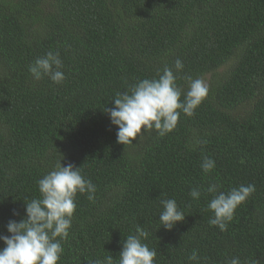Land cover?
I'll list each match as a JSON object with an SVG mask.
<instances>
[{
    "label": "trees",
    "instance_id": "trees-1",
    "mask_svg": "<svg viewBox=\"0 0 264 264\" xmlns=\"http://www.w3.org/2000/svg\"><path fill=\"white\" fill-rule=\"evenodd\" d=\"M48 51L60 53L63 84L28 71ZM177 58V84L186 92L184 77L203 79L205 101L165 137L119 144L104 110L129 85L175 71ZM204 155L216 163L208 175ZM60 161L82 167L96 193L77 195L58 264H119L137 225L154 264H197L193 250L199 264H264V0H0V235ZM210 182L255 185L225 232L208 222ZM163 199L185 215L170 231L159 223Z\"/></svg>",
    "mask_w": 264,
    "mask_h": 264
},
{
    "label": "clouds",
    "instance_id": "clouds-1",
    "mask_svg": "<svg viewBox=\"0 0 264 264\" xmlns=\"http://www.w3.org/2000/svg\"><path fill=\"white\" fill-rule=\"evenodd\" d=\"M63 68L58 51H48L28 65V71L36 81L46 77L57 85L66 80ZM183 68V62L177 58L175 71L165 66L158 78H144L116 93L112 100L114 106L104 111L118 129L119 144L133 145L153 131L163 138L176 129L181 113L188 117L195 114L207 98L209 88L203 79L186 76L188 88L185 92L177 84V73ZM200 167L208 175L216 168L215 160L204 155ZM81 168L72 163L62 165L60 161L38 180L39 197L25 203L26 217L19 222L10 220L8 235H0V242L4 245L0 248V264H58L63 254L62 241L69 236L77 209V195L86 194L89 201L95 200L96 187L81 174ZM203 191L212 197L208 203V209L213 213L209 225L225 232L236 210L255 192V185L241 184L225 192L220 190V185L210 182ZM189 195L199 200L202 191L193 188ZM160 204L163 210L159 223L164 229L170 231L185 220L184 212L174 199H163ZM148 236V231L137 225L135 233L129 234L122 242L119 264H154L157 251L144 242ZM188 260L199 264L196 250ZM90 264H114V259L108 255L90 261ZM226 264H241V261L232 257Z\"/></svg>",
    "mask_w": 264,
    "mask_h": 264
}]
</instances>
